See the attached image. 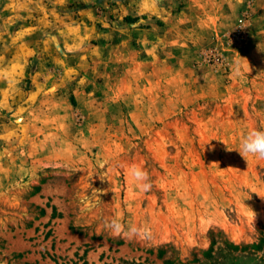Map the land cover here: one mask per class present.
Instances as JSON below:
<instances>
[{
	"label": "rangeland",
	"instance_id": "1",
	"mask_svg": "<svg viewBox=\"0 0 264 264\" xmlns=\"http://www.w3.org/2000/svg\"><path fill=\"white\" fill-rule=\"evenodd\" d=\"M184 5L75 52L53 40L57 68H0V264H264V160L237 151L264 130V0Z\"/></svg>",
	"mask_w": 264,
	"mask_h": 264
},
{
	"label": "crops",
	"instance_id": "2",
	"mask_svg": "<svg viewBox=\"0 0 264 264\" xmlns=\"http://www.w3.org/2000/svg\"><path fill=\"white\" fill-rule=\"evenodd\" d=\"M164 1L167 0H16L7 8L12 16L2 19V23L11 27L19 19L24 21L19 30L12 32L6 52L0 45V68H29L32 61L41 60V51L50 52L49 60L57 68L63 60L54 49L53 40L67 42V51L75 52L89 41L106 40L112 28L156 30L163 24L167 26L174 0ZM175 1L186 2L184 9H188L194 0ZM1 35L4 33L0 39ZM34 37L41 43L32 44ZM94 53L93 50L85 57L97 60ZM43 63L36 68H47Z\"/></svg>",
	"mask_w": 264,
	"mask_h": 264
},
{
	"label": "clouds",
	"instance_id": "3",
	"mask_svg": "<svg viewBox=\"0 0 264 264\" xmlns=\"http://www.w3.org/2000/svg\"><path fill=\"white\" fill-rule=\"evenodd\" d=\"M238 153L246 159L251 156L264 160V130L252 129L248 131L240 140ZM128 174L135 183L137 189L147 193L151 191L153 185L150 181L149 174L139 166L132 165L128 169ZM105 228L113 236L122 237L129 241L134 239H150L151 229L148 227H138L136 225L125 226L116 218L105 221Z\"/></svg>",
	"mask_w": 264,
	"mask_h": 264
}]
</instances>
